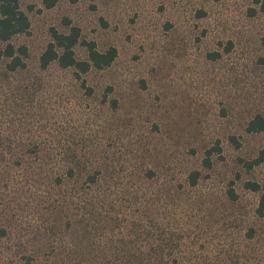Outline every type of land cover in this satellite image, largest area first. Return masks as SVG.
Listing matches in <instances>:
<instances>
[{"label":"rangeland","instance_id":"1","mask_svg":"<svg viewBox=\"0 0 264 264\" xmlns=\"http://www.w3.org/2000/svg\"><path fill=\"white\" fill-rule=\"evenodd\" d=\"M20 1L31 28L13 42L28 46V68L7 74L0 60V264H62L53 246L82 239L72 233L81 226L80 193L63 201L66 190L51 185L50 175H66L72 163L48 153L40 161L32 153L38 148L88 154V167L76 171L80 186L87 171L104 168L115 187V205L102 222L105 240L125 238L123 223L152 216L163 226L134 239L145 247L174 235L167 243L175 254L166 257L175 256V264H264L259 193L244 185L264 181V163L247 170L241 161L264 148V133L246 130L255 114L264 115V13L257 1L60 0L53 8ZM65 18L102 51L118 49L110 67L85 75L92 95L72 69L39 66L51 28L68 30ZM77 54L87 56L82 46ZM217 139L222 156L206 168L205 151ZM138 197L143 206L130 205Z\"/></svg>","mask_w":264,"mask_h":264},{"label":"trees","instance_id":"2","mask_svg":"<svg viewBox=\"0 0 264 264\" xmlns=\"http://www.w3.org/2000/svg\"><path fill=\"white\" fill-rule=\"evenodd\" d=\"M60 0H43L46 8H53ZM259 4L260 11L264 13V0H256ZM65 22L69 27L67 31H61L56 27L51 28V41L47 44L45 50L42 52L39 59V66L42 70H48L52 65L57 64L62 70H73L74 77L80 82L82 88H84L87 94H93V88L87 85V79L85 75L91 70H103L110 67L118 56V49L115 46L109 47L107 50L102 51L98 43L95 40H89L83 37L82 28L72 23L68 18H65ZM31 28V20L25 10L22 9L20 0H0V60L4 61L7 74L15 73L17 71H23L28 68V59L30 57L29 48L26 44L16 45L13 40L19 34L29 33ZM262 44L264 45V36L262 37ZM82 46L85 48L87 56L81 58L77 54V47ZM219 55V54H215ZM106 99V97H105ZM116 101H114L115 103ZM246 130L249 133H264V115L261 113L255 114L246 126ZM230 141L235 144L236 147H241V142L234 134L229 136ZM34 155L42 160L44 159V153H48L50 157H63L66 156L72 165H68L67 174H54L52 177L51 185L54 187H60L62 191H65L63 195L65 198L63 201H69L72 199L73 193H80L78 196V202L76 206L81 209V218L77 219L78 227L73 230V235L82 237L80 240H74L72 245L60 244L54 245V256L57 255L62 258V264H82L79 262V257L87 262V264H93L94 259L99 258L95 264H175V256L173 258H167V254H175V245L168 244L174 235H169L165 239H161L157 245L146 244V248L143 247L138 238L143 230L148 231L150 234L152 229H160L161 223L156 221L152 216L149 218L153 221V226L150 225L149 220L144 217H140L139 220H130L128 223H123L124 229H127L124 234L125 238L115 240V237L105 240L103 231L107 229L106 225H102L104 220H109V216H105L104 213L109 214L106 209L109 204L115 201L110 200V192L113 191L112 183H109L105 179L106 171L100 166H95L93 171H87L86 178L82 181L80 186L79 181H75L77 178L76 171H82L89 161V155L87 154L84 159L75 151L70 149H59L51 152H44L39 148L35 150ZM223 147L220 139L206 149L203 159V165L206 168H211L213 165V157L215 155L222 156ZM91 158V157H90ZM39 160V159H38ZM244 167L247 170H252L256 166L264 163V148L260 150L258 156L253 159H243ZM41 166L36 167L35 170L42 173ZM93 167V162L90 163ZM87 170V169H85ZM105 171V172H104ZM55 175V176H54ZM68 175V177H66ZM147 179H154L156 171L148 170L146 172ZM55 177V179H54ZM190 183L195 186L200 179V172L198 170L190 173ZM72 183V184H71ZM108 183V184H106ZM245 187L254 192L259 193V202L257 206V213L259 216H264V181L247 180L245 181ZM230 197L235 200L238 198L234 188L231 186L228 190ZM139 198V199H138ZM137 199L129 200L131 204H135L140 208L143 206V200L138 197ZM141 202V203H140ZM115 205V203H114ZM144 208V207H141ZM142 214L145 212L140 210ZM101 218V222L93 218L95 216ZM110 220L118 222L120 218H114L110 216ZM148 222V224H147ZM117 223V224H118ZM121 225V223H119ZM148 229V230H147ZM4 233V230H1ZM129 238L127 239L126 237ZM174 238V237H173ZM84 243L82 244L79 243ZM154 254L159 257L153 256ZM100 255V256H99ZM65 258H69L64 260ZM91 260V261H90Z\"/></svg>","mask_w":264,"mask_h":264}]
</instances>
